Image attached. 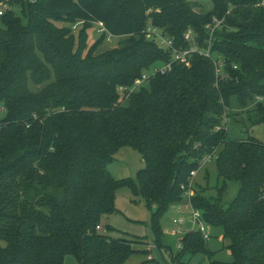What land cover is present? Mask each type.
Segmentation results:
<instances>
[{
    "label": "trees",
    "instance_id": "1",
    "mask_svg": "<svg viewBox=\"0 0 264 264\" xmlns=\"http://www.w3.org/2000/svg\"><path fill=\"white\" fill-rule=\"evenodd\" d=\"M14 1L25 22L6 11L11 0H0L6 5L0 10V264H65L67 255L78 264H124L134 241L113 238L112 226H101L117 210L122 187L153 208V241L163 246L161 218L183 201L181 186L207 156L222 184L214 198L195 192L191 203L221 229L229 258L211 260L206 241L192 231L176 264L199 255L208 264H264V143L227 139L223 122L235 97L241 107L256 101V122L264 124V0H210L206 13L191 0ZM213 17L222 23L210 39L211 57L195 52L188 66L174 64L127 97L120 93L118 86H131L170 55L144 37L147 25L183 48L191 29L205 50ZM78 21L75 49L70 28L54 22ZM96 22L126 40L101 52L92 45L84 54L85 31ZM214 59L221 61L219 74ZM29 81L48 83L33 91ZM123 146L137 150L145 167L115 179L107 165ZM226 181L239 183L227 206Z\"/></svg>",
    "mask_w": 264,
    "mask_h": 264
},
{
    "label": "rangeland",
    "instance_id": "2",
    "mask_svg": "<svg viewBox=\"0 0 264 264\" xmlns=\"http://www.w3.org/2000/svg\"><path fill=\"white\" fill-rule=\"evenodd\" d=\"M191 1L200 2L201 7H198V10L202 13L209 11L212 6L210 0ZM5 6V4L0 6V10L4 11L6 8ZM7 10H12L16 15H21L22 21L25 22L19 3L11 0L8 8H6V11ZM54 23L58 27L66 26L70 28L75 37V49L79 48V32L82 28V24L77 25L76 29H73L72 25L74 23ZM85 32L86 49H84V54L85 50L92 45L98 46L97 52H101L118 46L120 42H124L127 38V36L112 37L110 40L106 38L100 43L99 37L101 36V32H98V25L96 23H93ZM97 41L99 44H97ZM47 83L48 82H43L36 85L32 81H29L28 86L31 90L37 91ZM257 100H261V98H257ZM255 102L256 101L249 103L247 106L241 107L237 103L236 98L232 97V109L226 110L227 114L230 112L232 115L231 117H225L223 121L227 130V139L235 140L253 137L264 143V124L257 123V117L255 113H253ZM262 102H264V99H262ZM4 114L5 110L3 105H0V120L3 118ZM213 159L214 158L205 161L199 169H195L196 173L190 181L191 186H193V193L201 192L210 199L216 196L218 186L222 184V179L217 176V167L215 160ZM144 167L145 163L142 155L130 146H123L115 154L113 162L107 165V170L113 178L122 179L126 177H135L137 172ZM238 188L239 183L237 181H226V189L222 196V202L224 205L227 206L230 204L235 197ZM178 203L180 204V202ZM115 207L117 210L106 215L101 222V226L104 227V223L112 226V229L108 230L107 234L113 238H125L134 241L132 246L135 249V253L127 259L125 264H139L142 262V264H176L174 258L177 255V252L181 250L182 245L178 246L177 236L173 235L171 232V228L173 227L172 219L175 215L182 214L185 218H188L190 215L188 211L175 213L172 208H169L166 211L161 218L163 246H157L153 241L154 235L150 223V217L154 210L153 208H148L143 197L135 196L129 188L122 187L116 191ZM209 232L211 237L205 241L207 243V248L212 252L211 260H227L229 258V251L226 249V245L229 241L222 238L220 228L210 227ZM65 258L67 259L65 264H71V262L68 261L69 259L76 262L73 256L69 255ZM190 260V264H208L210 261L205 255H199ZM76 264L78 263L76 262Z\"/></svg>",
    "mask_w": 264,
    "mask_h": 264
},
{
    "label": "built area",
    "instance_id": "3",
    "mask_svg": "<svg viewBox=\"0 0 264 264\" xmlns=\"http://www.w3.org/2000/svg\"><path fill=\"white\" fill-rule=\"evenodd\" d=\"M31 2H36L37 0H30ZM1 14V11H0ZM83 21H78L72 25L73 29H76L77 25L82 24ZM222 23V19H218L216 17L212 18V21L208 23L205 27L209 32V42L208 47L205 50H200L195 44L194 34L191 29H188L184 33V39L190 42V46L187 48H183L181 46L176 47L173 43V38L169 37L164 33L160 28L149 24L142 31L144 37L147 40H153L158 43L160 47L167 49L170 53L169 57L163 61L156 62L151 65L147 70H145L139 77H137L131 86H118L117 89L121 94H129L134 91L136 88L145 84L150 78L154 77L157 74H164L170 71L174 64H182L188 66L190 64V57L193 53L198 52L205 56L211 57L209 53L210 39L212 38L214 29L217 28ZM98 25V32L107 33L102 22H96ZM113 36L107 33V39L110 40ZM214 63L216 64V74L220 73L221 61H217L214 59ZM127 95L125 97H127ZM260 99V98H259ZM202 164L205 161L211 159L210 156L203 158ZM195 170L190 172L188 177L189 183L187 186L182 185L181 188L183 190V201L180 204H173L170 208L173 209L175 213L178 212H186L190 213L188 218L182 215H175L172 219V228L171 232L173 235L177 236L178 246L182 245V239L186 233L197 231L202 235L203 240H208L211 235L209 232L210 226L204 221L202 216V212L195 208L191 203V197L193 196V186H191L190 181L195 175ZM97 230H100L101 227L99 225L96 226Z\"/></svg>",
    "mask_w": 264,
    "mask_h": 264
},
{
    "label": "crops",
    "instance_id": "4",
    "mask_svg": "<svg viewBox=\"0 0 264 264\" xmlns=\"http://www.w3.org/2000/svg\"><path fill=\"white\" fill-rule=\"evenodd\" d=\"M115 37V36H114ZM228 244V243H227ZM139 249V248H138ZM67 256H69V255H67ZM66 257V256H65ZM66 261H67V259L66 258H64V263H66ZM68 261H70L71 262V264H76V262L74 261V260H72V259H69ZM127 261V260H126ZM125 264V263H124ZM133 264H135V263H133ZM137 264V263H136ZM140 264V263H139Z\"/></svg>",
    "mask_w": 264,
    "mask_h": 264
}]
</instances>
